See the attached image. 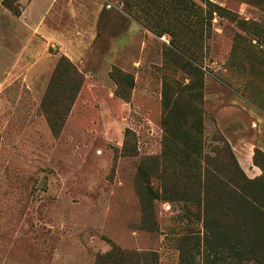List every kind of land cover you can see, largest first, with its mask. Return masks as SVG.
I'll return each instance as SVG.
<instances>
[{
  "label": "rangeland",
  "instance_id": "rangeland-1",
  "mask_svg": "<svg viewBox=\"0 0 264 264\" xmlns=\"http://www.w3.org/2000/svg\"><path fill=\"white\" fill-rule=\"evenodd\" d=\"M36 1L0 0V264H96L114 246L182 264L206 216L241 214L238 185L264 203L246 181L264 178V0H52L67 44L11 23ZM63 58L84 84L56 135L42 104ZM141 168L175 191L151 222Z\"/></svg>",
  "mask_w": 264,
  "mask_h": 264
},
{
  "label": "trees",
  "instance_id": "trees-1",
  "mask_svg": "<svg viewBox=\"0 0 264 264\" xmlns=\"http://www.w3.org/2000/svg\"><path fill=\"white\" fill-rule=\"evenodd\" d=\"M9 2L10 1L5 3L6 6L12 10H17L15 7L10 6L8 4ZM17 14H19V12ZM116 71L112 73V76L118 82L122 80V77L120 74H116L119 73L118 70ZM83 84L84 78L78 72L77 68L74 67L68 59L63 58L59 62L52 79L51 96L49 100L46 98L42 104L43 112L46 114L49 125L56 135H59L63 127V122ZM130 84L132 85V83ZM66 85L69 86V88ZM58 87H61L59 94L56 93ZM226 145L231 157L232 174L235 172L243 173L229 145ZM259 152L260 151H258V153ZM257 154L254 159L255 164L258 162L256 159ZM262 169L264 170V164L262 165ZM139 175L141 178V188L139 192L141 193L144 220L146 222H151L155 213V202L161 199L173 201L172 197L168 198V196L174 194L175 191H173L171 186H165L161 194L160 190L156 189L147 178L149 175L147 169L144 170L141 168ZM234 177L233 175L232 182H234ZM256 180L257 181H246H249L248 183L253 186L259 185L260 193L263 194L262 197L264 198V178H258ZM238 186L239 188L236 190L237 192L235 195L237 197L238 194V199H240H237L238 204L240 203L244 206L241 214H238L234 218L228 214L227 218L224 217L225 221L218 215L206 216L203 238L193 242V239L185 237L181 241L180 250L182 264H195V254L199 253L201 246L204 247V253L206 254V262L204 264H264V203H262V199L257 200V202L254 201L251 198L255 196H251L248 188L247 193L242 186ZM244 194L247 197L244 196ZM237 221L238 223L236 225ZM157 263L158 258L155 253L134 252L121 249L117 246H114L112 250L106 254H99L96 259V264Z\"/></svg>",
  "mask_w": 264,
  "mask_h": 264
},
{
  "label": "crops",
  "instance_id": "crops-1",
  "mask_svg": "<svg viewBox=\"0 0 264 264\" xmlns=\"http://www.w3.org/2000/svg\"><path fill=\"white\" fill-rule=\"evenodd\" d=\"M37 1H36L35 4L32 3V5H30V6L28 5L26 7L23 15L19 19L13 20V19L10 18L11 23H13L16 26H21L22 25L21 21H25V24H24L25 28L23 27V25H22V28H24L28 33L33 32V31L37 33L40 30L41 33H44V36L48 37L50 40H57V41L61 42L62 44H67L69 41L66 39V37L60 36V33H58L56 31V29L53 27V24H49V22H47V23L44 22V20H45L44 14L46 12L47 13L49 12L48 11L49 10V5H51V3H53V1L52 0H47L44 3L43 8H41V10L36 13L37 14L36 15L35 11L39 8V5H38ZM29 7L31 9H29ZM39 18H42L43 20H41ZM16 31L17 30H15L14 28H10V30H8V33L11 36L16 37L17 36V32ZM68 47L69 48L72 47V49L74 50V51H72V50L69 49V51H68L69 54H73L74 55V54H79L80 53L79 50L75 49L76 47H74V43L73 42L71 43V46L69 45Z\"/></svg>",
  "mask_w": 264,
  "mask_h": 264
}]
</instances>
